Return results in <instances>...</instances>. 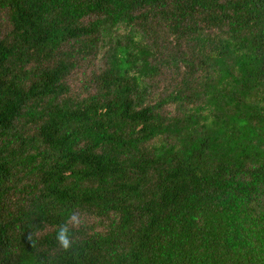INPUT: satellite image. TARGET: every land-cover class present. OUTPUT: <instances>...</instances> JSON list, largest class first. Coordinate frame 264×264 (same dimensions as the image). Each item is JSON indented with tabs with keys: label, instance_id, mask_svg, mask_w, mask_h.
I'll return each mask as SVG.
<instances>
[{
	"label": "trees",
	"instance_id": "obj_1",
	"mask_svg": "<svg viewBox=\"0 0 264 264\" xmlns=\"http://www.w3.org/2000/svg\"><path fill=\"white\" fill-rule=\"evenodd\" d=\"M0 264H264V0H0Z\"/></svg>",
	"mask_w": 264,
	"mask_h": 264
},
{
	"label": "clouds",
	"instance_id": "obj_2",
	"mask_svg": "<svg viewBox=\"0 0 264 264\" xmlns=\"http://www.w3.org/2000/svg\"><path fill=\"white\" fill-rule=\"evenodd\" d=\"M82 223L83 218L79 214L73 212L69 215L66 222L59 227L56 239L65 250L71 248L72 246L73 241L70 236L71 229L79 228Z\"/></svg>",
	"mask_w": 264,
	"mask_h": 264
}]
</instances>
